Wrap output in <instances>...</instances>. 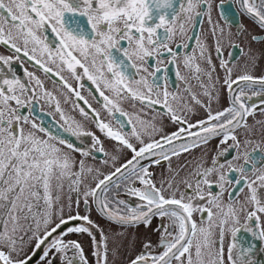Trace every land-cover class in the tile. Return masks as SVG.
<instances>
[{
	"label": "snow or ice",
	"instance_id": "6c2138e0",
	"mask_svg": "<svg viewBox=\"0 0 264 264\" xmlns=\"http://www.w3.org/2000/svg\"><path fill=\"white\" fill-rule=\"evenodd\" d=\"M224 3L221 0L220 6ZM239 3L264 27V0L259 5L256 0H239ZM211 9V0H178V3L174 0H0V43L14 53L0 55L3 66L0 68V264H31L38 251V264H53L50 253L59 257L61 264H89L82 244L78 240H66L68 234H86L94 245L92 255L96 264H109L110 252L115 255L119 249H110L109 237L102 230L99 238L94 234L99 225L89 214H80L81 203L86 207L95 205L107 220L125 228L138 225L148 228L154 218L160 219L157 250L153 251V242L146 240L142 250L130 257L127 264H254L255 246L239 242L237 233L243 229L264 241V194L260 191L264 189L261 166L264 145L241 152L242 143L247 147L252 141L242 142L237 132L243 128L246 135L253 134L255 128L248 118L256 112L264 114V75L244 71L233 78V68L229 66L235 58L233 54L229 53L228 61L220 59L218 66L215 65L207 55L208 45L200 36L195 37L196 48L191 54L181 56L171 46L180 38L187 49L186 41L191 38L188 33L202 11H206L212 24ZM221 16L229 23L230 9L225 8ZM224 36L221 26H212L217 56L222 54ZM231 46L239 47L234 43ZM20 53L46 74L54 73L67 93L88 104L63 73L68 72L76 81L86 77L95 86L106 111L128 117L130 132L124 130L123 121L113 128L93 109L96 127L116 142L117 152L126 149L131 158L116 166L119 157L105 152L99 137L67 116L60 100L44 87L35 73L24 69L27 83L16 76L11 65L14 60H20ZM249 59L255 63L254 57ZM149 60L154 63L149 64ZM167 64L176 65L175 75L186 85L189 78H194L207 102L193 93L190 86L184 92L190 95L191 102L179 93H170L166 76L163 90L154 83ZM3 68L11 76L4 74ZM181 68L188 71L189 77L182 74ZM218 68L223 71V77L219 76ZM221 88L231 94L229 106L213 112L212 102L219 100ZM253 97L259 98L258 104ZM69 98L65 95V101ZM41 100L53 107L50 114L59 115L63 131L77 137L91 136L93 147L109 156L103 163L111 162L114 170L102 173L65 151L61 146L79 150L32 117L33 101ZM125 100L138 101L149 108L161 104L168 119L187 127L159 135L157 139L162 128L155 123L156 118L145 120L139 114H128L120 106ZM193 105L205 110L206 119L190 122L186 113L193 111ZM25 107L29 109L27 115L20 112ZM74 107L85 118L89 116L84 107L79 104ZM258 123L264 125V121ZM197 128L199 131H192ZM184 134L189 141L177 143ZM212 137H222L220 144H228L237 154L223 163L214 156L212 166L197 164L189 174L191 179L182 181L186 189H191L190 195L180 190L171 175L158 186L149 168L141 164L148 158L156 165L161 160L170 161L206 144ZM133 138L137 143L132 142ZM256 149L262 153L259 162L253 154ZM227 152L228 148H222L218 156ZM80 154L87 157L90 152ZM241 158L243 163L236 166L233 160ZM229 173L236 175L230 178ZM213 175L215 181L210 179ZM89 176L93 177V183H89ZM65 182L69 193L67 205L62 199ZM213 184L219 191H212ZM122 186L139 203L128 206L125 200L110 198L111 190ZM228 186L239 193L247 189V195L243 200L237 197L225 203L223 196ZM236 192L229 195L235 196ZM196 212L205 214L206 218L197 222L193 219ZM241 213L245 215L243 223ZM21 220L27 223L26 229ZM70 221L79 223L56 235ZM226 230L231 236L227 256L223 247ZM21 231L24 235H19ZM26 241L34 242L31 255L25 251ZM69 251L73 253L71 257L67 255Z\"/></svg>",
	"mask_w": 264,
	"mask_h": 264
},
{
	"label": "flooded vegetation",
	"instance_id": "af4514ba",
	"mask_svg": "<svg viewBox=\"0 0 264 264\" xmlns=\"http://www.w3.org/2000/svg\"><path fill=\"white\" fill-rule=\"evenodd\" d=\"M174 2L178 3V0H174ZM256 3L259 5L260 0H256ZM211 4L212 24H209L208 22L206 11H202L201 15L197 17L191 31L188 33V36L191 37L186 41L189 47L185 49L180 38H177V40L171 46L175 50H177L181 56L185 53L191 54L196 48L195 37L200 36L208 45L207 55L211 56L215 65L218 66L220 59L228 61L229 53L233 54L235 58L229 64V66L233 68V78L243 73L244 71H251L256 76L264 75V27L260 25L257 18L247 14V12H245L241 8L239 0H225L223 6H220L221 0H211ZM201 8L206 9V6L202 5ZM225 8L230 9L229 23H225L224 19H222L221 16V13ZM217 24L221 26L225 32V36L221 39L222 54L220 56H217V53L215 51V40L212 37V26ZM253 36L256 37L255 40L252 39ZM233 43L238 45L239 47L233 48L231 46ZM13 54L14 53L11 48L0 43V55L12 56ZM19 56L20 60H14L11 65V67L15 71L16 76L27 83L28 78L24 75V69L27 68L28 71L35 73V75L39 77L43 82L44 87L47 90L52 91L60 100L61 108L65 112V114L82 124L85 130L99 137L100 141L103 144L105 152H107L109 155H117L119 157L118 161L116 162V166H119L120 163H123L125 160L131 158V153L126 149L122 152H117L116 142L109 139L104 132H101L100 129L96 127V124L93 120V116L95 115L93 109H95L96 112H99L101 120L109 122L113 126V128H118L119 122L123 121L125 123L124 130L126 132H130L131 130V127L127 125L128 117L122 116L119 112L113 111L112 113H109L108 111H106L102 106V99L100 98L99 93L95 90V86L90 81H88L86 77L81 81H76L68 72L65 71L63 73L65 79L68 80L73 88L81 92V95L85 97V99L88 101V104H85L83 101L78 100L75 96L67 93V90L62 88L59 77L54 75V73L46 74L39 68L38 65H35L33 61H29L27 57H24L23 53H20ZM250 56L255 58L254 64L250 62ZM165 62L167 63L166 60ZM152 63H154V61L149 60V64ZM201 63L203 64V62ZM2 67L3 66H0V68ZM180 71L183 75L189 77V73L187 70L181 68ZM3 73L11 76V73H8L6 68H3ZM175 73L176 65L167 64V67H162L161 71L157 74V77L154 78V83L159 84L161 86V89L163 90V88L165 87V80L163 79V77L166 76V87L170 93H179L180 95L184 96L185 100L191 102L190 95L184 92V89L190 86L193 93L200 95V98L207 102V98L201 95V89L197 86V81L194 78H189L188 84L186 85L184 81H181L176 77ZM218 74L220 77H223L224 75L223 71L219 70V68ZM80 85H83V87H80ZM65 95H68L70 97L67 101H65ZM219 95V100H214L212 102L213 112L229 106L231 94L228 93L226 89L221 88ZM253 101L258 104L259 98L253 97ZM74 104H79L81 107H84L85 110L89 112V116L87 118L82 116L79 112V109L74 107ZM89 105H91V107H89ZM120 106L128 114H139L145 120H152V118L155 117V123L158 127L162 128V132L156 135L157 139L159 138V135L171 134L172 132L178 131L180 128L187 127V125L184 123L177 124L168 119L167 115L164 114L165 109L161 104L152 105L151 108H149L147 105H141L138 101L125 100L121 103ZM20 112L24 115H27L29 109L27 107L21 108ZM53 112V107L49 104H46L44 100H41L39 103L33 101L32 117L35 119L36 123L44 126L46 130L50 131L52 134L58 136L59 138L71 142L73 144V148L79 150L74 151L72 149H68L66 145L61 146L65 151L70 152L77 161L84 160L86 165L97 168L102 173L106 174L114 170L112 168L111 162L108 165H105L103 163V160L109 159V156H105L103 153L98 152L96 148L93 147V140L91 136L77 137L63 131L61 127L63 121L60 119L59 115L50 114ZM186 115L192 123H195L200 119H206L205 110L197 105H193V111L190 113H186ZM258 121H264V114L256 112L253 116L248 118V123L250 125H254L255 128L253 134L246 135L243 128L238 130L237 135L242 142L245 139H249L252 141V143L248 144L247 147H245L242 143L240 148L241 152L251 151L252 149L256 148V145H264V125L258 123ZM192 131H199V129H193ZM38 135L44 136L43 133H38ZM221 138L222 137H212L206 144H202L200 147L193 148L187 153H182L178 157H172L170 161L161 160L160 164L158 165L153 164L151 158L142 160L141 164L144 167L149 168V170L153 174L152 178L158 186L161 180H167V178L171 175L174 176V182L180 188V190L185 191L190 195L191 189H186L182 181H184L186 178L191 179V176L189 174L197 164L203 163L205 167H208L212 166V158L214 156H216L218 161L222 163L236 156L237 150L229 147L228 144L221 145ZM147 139L148 138L145 137L146 141ZM188 141L189 138L186 134H184L183 138L177 143H186ZM132 142L137 143L134 138ZM230 143L231 141H229V144ZM137 146L139 145L137 144ZM222 148H228V152L223 156H218V153L222 150ZM82 151H89L90 155L87 157L82 156L80 154ZM253 154L256 156L259 162L262 155L260 150L256 149V152ZM233 163L236 166H239L243 163V160L242 158L239 160H233ZM261 166L264 167V164H261ZM235 175V173H229L230 178ZM210 179L215 181L216 176L213 175ZM88 181L89 183H93V177L89 176ZM137 186L139 185L137 184ZM205 191H207V188H205ZM212 191H219L218 187L215 184H213ZM260 191L261 194H264V189ZM229 192H236V190L232 189L231 186H228L223 196V200L225 201V203L234 201L237 197L243 200V198L247 195V189H245L244 193L236 192L235 196H230ZM68 196L69 193L67 182H65L62 195V199L65 205H67L68 203ZM110 198L125 200L128 206H134L135 204L139 203L138 198L129 195L125 191L123 186L119 189H112L110 192ZM67 210L68 209L66 207L65 212H67ZM73 211H76L75 206L73 207ZM79 212L81 215L89 214L91 219L99 225L98 229H94V234L99 238L100 232L102 230L103 233L109 237L110 249L118 247L119 250L115 255H112L110 252L109 264H127V261L130 257L136 255L142 250V244L146 240L153 242V251L157 250L155 248V245L159 242V231L157 230V226L161 223L159 218H154L151 226L148 228H145L143 225L125 228L117 223L107 220L98 211L95 205L86 207L83 203H81L79 206ZM205 218V214H201L199 212L193 214V219L197 220V222H200ZM244 219L245 215L244 213H241V223L244 222ZM164 222L167 223V220H165ZM78 223L79 221H70L67 225H62L61 229L57 230L56 235H61L63 232L67 231V227H71ZM249 223L252 224L254 223V221H249ZM20 224L23 226V228H27V223L24 220H21ZM42 231L43 229L41 228V232ZM125 233H133L134 237H128L125 235ZM19 235H24V232L21 231ZM64 238L66 240H78L82 244L84 254L88 259L89 264H96V258L92 255L94 245L92 244L90 237H88L86 234H68ZM237 240L244 245H248L249 243L254 245L255 247L252 255L254 264H264V241L254 238L250 233L244 231L243 229H241V231L237 233ZM230 242L231 236L230 233L226 230L223 241L225 256H227V248ZM33 247L34 242L28 243L26 241L25 251L29 255L32 254ZM39 255L40 252L38 251L37 254L32 258L31 264H38ZM67 255L71 257L73 253L69 251ZM49 259L53 261V264H61L59 257H55L52 253L49 254ZM77 264H79V262H77Z\"/></svg>",
	"mask_w": 264,
	"mask_h": 264
},
{
	"label": "rangeland",
	"instance_id": "374dc122",
	"mask_svg": "<svg viewBox=\"0 0 264 264\" xmlns=\"http://www.w3.org/2000/svg\"><path fill=\"white\" fill-rule=\"evenodd\" d=\"M122 235H123V234H122ZM125 235L128 236V237H134L133 233H132V234H130V233H128V234L125 233ZM120 236H121V235H120Z\"/></svg>",
	"mask_w": 264,
	"mask_h": 264
}]
</instances>
